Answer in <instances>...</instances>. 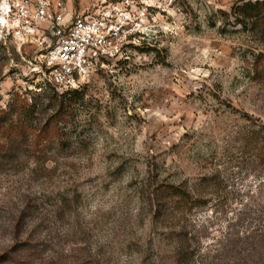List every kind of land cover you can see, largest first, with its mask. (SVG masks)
Returning <instances> with one entry per match:
<instances>
[{
	"label": "rangeland",
	"instance_id": "obj_1",
	"mask_svg": "<svg viewBox=\"0 0 264 264\" xmlns=\"http://www.w3.org/2000/svg\"><path fill=\"white\" fill-rule=\"evenodd\" d=\"M141 1L148 36L81 85L55 138H34L40 86L70 88L0 33V264H264V23L239 21L249 0ZM161 184L207 201L154 219Z\"/></svg>",
	"mask_w": 264,
	"mask_h": 264
},
{
	"label": "built area",
	"instance_id": "obj_2",
	"mask_svg": "<svg viewBox=\"0 0 264 264\" xmlns=\"http://www.w3.org/2000/svg\"><path fill=\"white\" fill-rule=\"evenodd\" d=\"M147 7L139 0H110L96 12L67 16L64 0H0V33L34 44L53 85L80 88L142 45Z\"/></svg>",
	"mask_w": 264,
	"mask_h": 264
},
{
	"label": "trees",
	"instance_id": "obj_3",
	"mask_svg": "<svg viewBox=\"0 0 264 264\" xmlns=\"http://www.w3.org/2000/svg\"><path fill=\"white\" fill-rule=\"evenodd\" d=\"M236 11L239 13V15H243L244 19L239 20L240 18H237L243 23L251 20L253 27L264 23V0L245 1L242 5H239L238 8L235 9L234 13H237ZM40 91L42 92L39 93V96L45 95V99L48 102L47 106L50 105L53 109L49 114L45 124L43 125V129H40V133H36L34 138L36 139L41 137L43 131L45 132V135L44 133L43 135L47 138L62 136L63 132L60 126L61 121H66V119L69 118V115L74 113L75 105L80 100L84 99L86 92L80 91L79 88H70L68 91L60 94L59 92L47 86H40ZM25 94L26 92H23L22 94L16 92L15 94L16 100H19L21 103L19 108H25L27 109L28 113H34L37 109L40 98H35L34 102L29 104L28 98ZM7 116L10 115H6V117ZM3 122L4 123L1 126L3 130H9L10 132L13 131L12 129L19 130L12 124V120H10V122L7 124V127H5L6 122ZM28 130L29 129L26 127L22 133L24 134ZM256 133L260 134V132ZM262 135H264V132ZM258 157L260 162L264 164V148L259 151ZM212 179L213 177L205 178V181L208 184ZM150 200L154 219L162 218V220L169 217L171 218L172 216L174 217L177 211L183 210L185 208L191 210L200 202L207 201L206 198L201 195L197 197L192 196L188 187L183 186V184H161L158 186V188L153 190Z\"/></svg>",
	"mask_w": 264,
	"mask_h": 264
},
{
	"label": "crops",
	"instance_id": "obj_4",
	"mask_svg": "<svg viewBox=\"0 0 264 264\" xmlns=\"http://www.w3.org/2000/svg\"><path fill=\"white\" fill-rule=\"evenodd\" d=\"M67 9V16L73 13H87L97 11L98 8L105 6L106 0H64Z\"/></svg>",
	"mask_w": 264,
	"mask_h": 264
},
{
	"label": "clouds",
	"instance_id": "obj_5",
	"mask_svg": "<svg viewBox=\"0 0 264 264\" xmlns=\"http://www.w3.org/2000/svg\"><path fill=\"white\" fill-rule=\"evenodd\" d=\"M7 7V5H5V8Z\"/></svg>",
	"mask_w": 264,
	"mask_h": 264
}]
</instances>
